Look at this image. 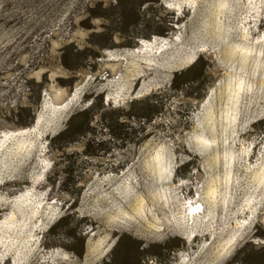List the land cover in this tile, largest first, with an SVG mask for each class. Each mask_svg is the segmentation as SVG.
<instances>
[{
	"label": "rangeland",
	"instance_id": "rangeland-1",
	"mask_svg": "<svg viewBox=\"0 0 264 264\" xmlns=\"http://www.w3.org/2000/svg\"><path fill=\"white\" fill-rule=\"evenodd\" d=\"M0 264H264V0H0Z\"/></svg>",
	"mask_w": 264,
	"mask_h": 264
},
{
	"label": "trees",
	"instance_id": "trees-1",
	"mask_svg": "<svg viewBox=\"0 0 264 264\" xmlns=\"http://www.w3.org/2000/svg\"><path fill=\"white\" fill-rule=\"evenodd\" d=\"M159 34H162V32H159ZM76 116H77V114H73V115L69 118V120H73Z\"/></svg>",
	"mask_w": 264,
	"mask_h": 264
}]
</instances>
